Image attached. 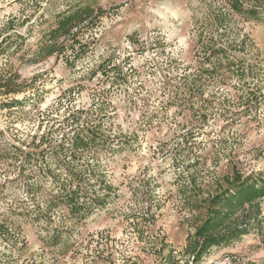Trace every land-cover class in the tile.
<instances>
[{
    "label": "rangeland",
    "instance_id": "374dc122",
    "mask_svg": "<svg viewBox=\"0 0 264 264\" xmlns=\"http://www.w3.org/2000/svg\"><path fill=\"white\" fill-rule=\"evenodd\" d=\"M261 1L222 38L212 17L225 0H0V78L18 73L22 89L0 92V264H163L200 223L203 208L182 191L195 184L206 197L234 171L264 170ZM85 4L104 13L83 21L79 43L66 37L62 52L31 61L42 31ZM212 42L236 47L244 72L211 69ZM76 111L99 126L98 173L110 185L82 216L52 200L47 169ZM199 264H264V241L250 233Z\"/></svg>",
    "mask_w": 264,
    "mask_h": 264
},
{
    "label": "trees",
    "instance_id": "16d2710c",
    "mask_svg": "<svg viewBox=\"0 0 264 264\" xmlns=\"http://www.w3.org/2000/svg\"><path fill=\"white\" fill-rule=\"evenodd\" d=\"M251 2L246 5L244 0H225L226 5L212 17L214 28L222 38L232 33L234 14L241 17L258 15L262 1ZM103 13L101 6L85 4L77 5L58 15L55 22L42 31L30 60L37 62L62 52L68 47L63 44L66 37L72 38L69 45L72 48L75 42L79 43L74 40V36L83 21L96 19ZM133 37L134 34L128 35L129 39ZM232 48L236 49L229 42L226 45L222 42H212L208 47L210 53L206 57L212 66L211 69L235 68L236 72L242 74L244 63L234 59L235 51H232ZM203 70L207 71L206 68ZM18 77V73H10L5 79L0 78V92H20L21 87L15 88L11 84L12 80ZM26 99H12L6 102L5 106H22ZM84 124L80 122V113L76 111V115H72L71 122L68 123L67 130L63 131L59 143L48 148L51 158L47 167L50 175L48 176L56 188V192L52 193V200L65 205L72 216L86 214L93 205H104L109 193L101 194V190L107 191L110 188L99 175L97 165V152L101 146H106V142L101 143L98 125ZM87 155L91 156V159L86 158ZM224 182V185H220L214 192H207L206 197L201 195L200 189L194 187L195 184L182 191L184 201L191 209L198 211L203 208V211H198L200 223L194 226L193 231L187 233L180 251L175 253L172 249L168 250L163 264H199L212 247L229 246L250 233L261 235L264 241V170L247 175L234 171L224 177ZM164 247L166 244L161 245L160 252Z\"/></svg>",
    "mask_w": 264,
    "mask_h": 264
}]
</instances>
